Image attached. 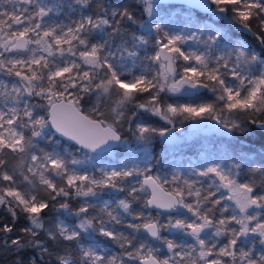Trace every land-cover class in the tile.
<instances>
[{
	"label": "rangeland",
	"instance_id": "374dc122",
	"mask_svg": "<svg viewBox=\"0 0 264 264\" xmlns=\"http://www.w3.org/2000/svg\"><path fill=\"white\" fill-rule=\"evenodd\" d=\"M139 1L0 0V203L54 210L31 230L73 242L60 264H264V163L233 134L264 112V57L239 36L264 44V0H209L202 20ZM21 36L28 50L9 54ZM59 101L130 140L105 155L63 141L48 116ZM147 177L179 198V214L154 217ZM154 222L157 243L119 254L125 231Z\"/></svg>",
	"mask_w": 264,
	"mask_h": 264
},
{
	"label": "trees",
	"instance_id": "16d2710c",
	"mask_svg": "<svg viewBox=\"0 0 264 264\" xmlns=\"http://www.w3.org/2000/svg\"><path fill=\"white\" fill-rule=\"evenodd\" d=\"M103 1L110 5H115L121 0H93ZM140 2V1H139ZM199 19H212L210 16H204L196 13ZM240 37L248 39L254 43L256 49L260 51V55L264 57V44L260 45L253 40L252 36L244 30L239 34ZM263 46V48L261 47ZM263 49V50H262ZM144 114V113H143ZM246 127L243 131H234L238 142L247 141L249 146L240 145L242 149L252 151L254 158L264 163V152L258 150V147L264 149V112L251 115L247 118ZM130 134L123 135L122 141H129ZM162 143L155 141L153 155V163L155 167L158 165ZM54 210L47 207L36 214L27 212L21 207L14 204L13 201L4 200L0 203V264H60L59 259L65 255L74 256L73 242L63 240H52L46 232H33L31 226L33 221L39 219L47 222L54 217ZM154 217L163 216L152 212ZM87 223L94 225L96 219L92 216L87 217ZM124 239L121 240L119 254L126 256L137 249L140 251L148 244H155L149 239L143 231V228L128 229L123 233ZM96 240L104 245H108V241L104 238L95 236Z\"/></svg>",
	"mask_w": 264,
	"mask_h": 264
},
{
	"label": "water",
	"instance_id": "95a60500",
	"mask_svg": "<svg viewBox=\"0 0 264 264\" xmlns=\"http://www.w3.org/2000/svg\"><path fill=\"white\" fill-rule=\"evenodd\" d=\"M144 3L171 4L189 7L204 16H213L215 9L209 0H140ZM29 47L28 40L21 36L14 45L8 48V53L26 52ZM159 59L165 63L166 72L175 75L174 57L164 47L159 49ZM143 109V108H142ZM49 124L55 134L65 142L80 150L88 151L94 155H105L115 150L122 142L123 136L114 128L105 126L101 122L92 120L79 108L69 102L59 101L48 110ZM142 186L149 193L147 200L148 209L157 214L174 216L180 212V200L172 192L162 187L153 177L143 180ZM146 236L153 242L160 240V227L157 223H148L143 227ZM206 228L195 227L191 234L196 238L206 235ZM138 264H163L157 257L150 254L138 260Z\"/></svg>",
	"mask_w": 264,
	"mask_h": 264
},
{
	"label": "flooded vegetation",
	"instance_id": "af4514ba",
	"mask_svg": "<svg viewBox=\"0 0 264 264\" xmlns=\"http://www.w3.org/2000/svg\"><path fill=\"white\" fill-rule=\"evenodd\" d=\"M163 215V214H162ZM167 216H170V215H167ZM155 243V242H154Z\"/></svg>",
	"mask_w": 264,
	"mask_h": 264
}]
</instances>
